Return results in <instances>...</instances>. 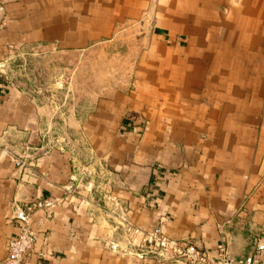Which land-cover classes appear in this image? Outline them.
<instances>
[{"label":"crops","instance_id":"1","mask_svg":"<svg viewBox=\"0 0 264 264\" xmlns=\"http://www.w3.org/2000/svg\"><path fill=\"white\" fill-rule=\"evenodd\" d=\"M35 202L26 264H170L128 226L262 264L264 0H0V264Z\"/></svg>","mask_w":264,"mask_h":264},{"label":"built area","instance_id":"2","mask_svg":"<svg viewBox=\"0 0 264 264\" xmlns=\"http://www.w3.org/2000/svg\"><path fill=\"white\" fill-rule=\"evenodd\" d=\"M15 51V48L9 47L10 53ZM25 67L26 63H23L22 69H25ZM44 205L42 202H35L21 211L20 229L17 236L8 241L6 256L1 264H26L27 257L37 241V231L33 228L32 217L35 211ZM127 228L141 237L139 243L140 255L170 264H230L226 257L224 245L218 246L217 256L215 257L200 249L196 244L166 236L159 226L148 231L130 226Z\"/></svg>","mask_w":264,"mask_h":264},{"label":"rangeland","instance_id":"3","mask_svg":"<svg viewBox=\"0 0 264 264\" xmlns=\"http://www.w3.org/2000/svg\"><path fill=\"white\" fill-rule=\"evenodd\" d=\"M127 35L128 34L124 33L123 37H126ZM25 53H27V54L23 55V59H25V61L27 63H26L25 69H22V71H23L22 73H24V74L26 73L27 76L29 77V79H31V80H33V76H36L41 81V83H43L44 82L43 77H45V73L43 71H45L46 67H47V64L45 62H47V61L49 62V60H51V59L46 58V59L42 60L37 54H35L36 52H34V51H27ZM98 54H100V53H98ZM95 56H96V58H98L100 55H95ZM99 59H100V57H99ZM19 60L20 59H19V56H17V54L11 55V58H10L11 65L18 64ZM51 62H52V64H51ZM51 62L48 63V67H47V68L51 69V72L49 71L50 75L52 73L53 68H62L61 64L57 63V62H59L58 60L54 59ZM34 68H36V69H34ZM87 68L91 69V70L97 69L99 71H102V74H104V75L108 74L110 76V78H112V77L115 78V60L114 59L107 58L106 61L104 60L102 62H97V63H95V62L87 63ZM36 72H38L40 74L37 75ZM91 73L93 76V71H91ZM55 74L56 73L52 74L51 77H54ZM40 77H42V78H40ZM65 81H66L67 86L73 87V88H71L70 96H69L71 103L76 102L78 96L76 94H72V90H76L77 86H78L77 73L71 72V74L69 75V78H66ZM96 193L98 194V192H96Z\"/></svg>","mask_w":264,"mask_h":264},{"label":"water","instance_id":"4","mask_svg":"<svg viewBox=\"0 0 264 264\" xmlns=\"http://www.w3.org/2000/svg\"><path fill=\"white\" fill-rule=\"evenodd\" d=\"M226 257L230 264H251L253 261V255L255 253L256 247H252L249 250V254L244 261H238L237 258L241 257V251L245 249V243L239 242L235 238L230 237L226 234Z\"/></svg>","mask_w":264,"mask_h":264}]
</instances>
